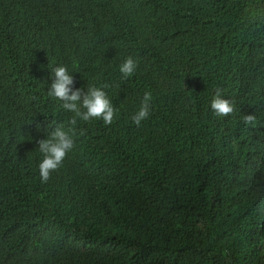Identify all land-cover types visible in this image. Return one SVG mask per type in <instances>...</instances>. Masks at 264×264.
I'll return each mask as SVG.
<instances>
[{
	"label": "trees",
	"instance_id": "16d2710c",
	"mask_svg": "<svg viewBox=\"0 0 264 264\" xmlns=\"http://www.w3.org/2000/svg\"><path fill=\"white\" fill-rule=\"evenodd\" d=\"M71 62L110 125L48 95ZM56 127L67 183H42ZM0 264H264V0H0Z\"/></svg>",
	"mask_w": 264,
	"mask_h": 264
},
{
	"label": "clouds",
	"instance_id": "9594fccd",
	"mask_svg": "<svg viewBox=\"0 0 264 264\" xmlns=\"http://www.w3.org/2000/svg\"><path fill=\"white\" fill-rule=\"evenodd\" d=\"M138 67V61L132 57H128L120 65L122 77L127 79L132 76ZM80 66L77 62L63 63L54 67L51 71V85L48 90V95L62 101L61 107L69 112L74 113L72 124H75L77 118L85 122L92 119H99L106 125L113 122L116 109L109 100L103 88L109 87L105 84L102 87L91 86L87 87V91L82 88H73L74 77L71 73H77ZM222 89L217 88L215 95L211 100V109L217 115L226 117L234 113V103L229 99L223 98ZM151 92H145L139 110L132 115L131 120L137 126H141V122L148 119L151 112ZM256 116L253 114L244 115L243 122L253 124ZM83 134V132H81ZM46 139L37 141V152L43 155L42 161L39 163V173L41 182L46 183L51 177H56L59 180L67 183L63 172L57 173V170L63 165L67 154L74 148L73 136L63 130L61 127H56L47 136ZM74 170L71 168L70 177L75 176Z\"/></svg>",
	"mask_w": 264,
	"mask_h": 264
}]
</instances>
